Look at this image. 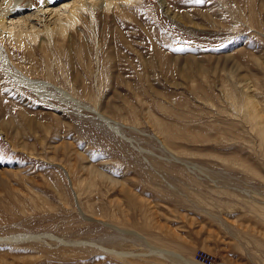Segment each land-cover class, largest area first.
<instances>
[{"label": "rangeland", "instance_id": "1", "mask_svg": "<svg viewBox=\"0 0 264 264\" xmlns=\"http://www.w3.org/2000/svg\"><path fill=\"white\" fill-rule=\"evenodd\" d=\"M165 1L179 18H83L50 67L34 45L30 74L76 102L0 64V264H264V141L238 108L246 84L264 103V0Z\"/></svg>", "mask_w": 264, "mask_h": 264}, {"label": "bare ground", "instance_id": "2", "mask_svg": "<svg viewBox=\"0 0 264 264\" xmlns=\"http://www.w3.org/2000/svg\"><path fill=\"white\" fill-rule=\"evenodd\" d=\"M130 1L131 0H0V62H1L0 64L3 65V68H5L4 70L7 73L11 74V76L14 78L15 81L24 84L29 89H31L34 93L40 95L41 98L46 100L50 95H52V93L49 91V85L53 84V86L56 88L57 93L61 95V99L65 97V98H68L76 102L73 96L65 89L58 87L56 85L57 83L54 84V83H51L50 81L41 80L40 78H34V77H38V73L35 76L32 75L33 73L30 74L31 72H33L31 71L30 66L35 61L34 58L36 57V54L34 53L36 47L34 45L38 43V46L40 47V49L42 50V53L45 56V57L43 56L44 62L46 61L50 67L51 62L57 61L58 57L61 58V56L64 54L63 47L65 46V43L67 42V40H71L73 29L77 28L76 27L77 24H79L83 20V18L86 17L87 22L89 21L88 24L90 23L89 25H91V27L93 28L96 11H101L104 13L109 12V11H114V9L119 8L118 2H123L125 4ZM158 1L165 14L169 15L170 17H173V16L178 17V18L180 17L178 14L173 13L171 11L172 9L170 10L167 7V3L165 0H158ZM126 6L127 5H125V7ZM97 23L99 24L98 21ZM6 40L10 43L11 46L21 50V52L22 51L24 52L25 57L29 61V67L24 68L23 66L24 61L17 63L14 60H12L13 58H11L10 55L5 56L3 54L2 44ZM52 46L55 47L54 49L55 52H52L53 50H51V48H54ZM77 46H78V43H77ZM12 54L13 53H11V55ZM39 76H41V74ZM251 87L253 86H250L249 84H246V86L244 87L245 98L243 99L244 100L243 103L241 102V105H239L238 108L245 114V117L247 121L250 122L252 129H254V131L259 136V140L261 139L262 141H264V103L258 99V96L254 98L253 96L255 94L250 95L249 90H251L250 89ZM237 105L234 108H237ZM88 108L90 109V107ZM92 111L96 112L102 120L108 123L111 129L119 133L117 122L110 120L108 117L98 112V110L96 111L95 109H92ZM7 124H8L7 122L1 123L0 129H3L4 125H7ZM11 172L0 170V178L3 179L5 177L4 176L5 174H9ZM95 175L98 176L100 180H108V178L101 172L97 171L95 172ZM92 178H95V177H92ZM110 179L109 181L112 182V179L111 180ZM103 184H106V183H103ZM32 237L36 239V237H40V236L39 235H25L21 237L17 235V236L7 237L6 239L18 240V238L30 239ZM106 250L109 253H113L117 255L129 254V256L131 255V257H133L132 256L133 253H126L125 251L118 252L110 248L109 249L106 248ZM152 253H158L161 255L166 254L164 250H159V249H156ZM174 254H176L175 256H177L178 258L182 259V257L179 254L172 252L173 256Z\"/></svg>", "mask_w": 264, "mask_h": 264}]
</instances>
